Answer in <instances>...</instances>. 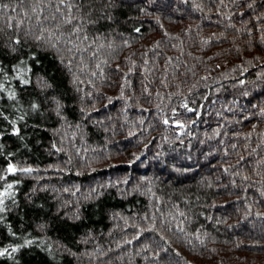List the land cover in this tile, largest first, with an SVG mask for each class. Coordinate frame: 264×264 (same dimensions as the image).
I'll return each instance as SVG.
<instances>
[{
  "label": "trees",
  "instance_id": "obj_1",
  "mask_svg": "<svg viewBox=\"0 0 264 264\" xmlns=\"http://www.w3.org/2000/svg\"><path fill=\"white\" fill-rule=\"evenodd\" d=\"M0 200V264H264V0H0Z\"/></svg>",
  "mask_w": 264,
  "mask_h": 264
},
{
  "label": "snow or ice",
  "instance_id": "obj_2",
  "mask_svg": "<svg viewBox=\"0 0 264 264\" xmlns=\"http://www.w3.org/2000/svg\"><path fill=\"white\" fill-rule=\"evenodd\" d=\"M8 171H9V172H15L16 169H15L13 166L9 165V167H8ZM22 171L29 172V171H31V169H23ZM8 187L11 188L12 186L9 185ZM2 203H3V201L0 200V204H2ZM0 211H3V209H0ZM15 250H16V249H13V251H15ZM0 255H3V253H0Z\"/></svg>",
  "mask_w": 264,
  "mask_h": 264
}]
</instances>
